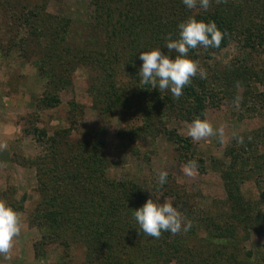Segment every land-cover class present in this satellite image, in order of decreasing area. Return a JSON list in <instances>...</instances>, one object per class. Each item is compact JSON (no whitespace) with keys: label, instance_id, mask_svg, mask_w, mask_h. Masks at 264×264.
Returning <instances> with one entry per match:
<instances>
[{"label":"trees","instance_id":"obj_1","mask_svg":"<svg viewBox=\"0 0 264 264\" xmlns=\"http://www.w3.org/2000/svg\"><path fill=\"white\" fill-rule=\"evenodd\" d=\"M247 1L211 0L207 12H192L182 0H89L93 9L90 38L82 46H73L72 19L49 13V0H0L7 36L0 47L25 61L33 58L38 76L45 80L37 110L59 106V92L72 85L74 69L86 67L91 76L93 109L100 116H115L124 122L126 128L119 135L125 133L131 140L165 137L180 162L187 164L195 159L203 171L205 159L196 153L191 140L170 130L167 124L204 119L209 99L220 92L224 97L233 96L236 85L244 86L246 77L255 76V71H236L233 79L227 73L220 88L217 74L206 79L197 74L177 99L170 90L160 93L150 86L145 88L139 77V56L155 48L167 54L164 46L169 37L178 39V24L193 16L214 21L225 34L219 48L191 50L193 60L210 59L233 40L239 41L242 50L264 52V25L260 24L264 0ZM243 2L253 12L250 24H242ZM256 17L259 19L254 20ZM262 88L255 92L257 103L264 101ZM80 110L71 103V117L77 119ZM38 122V113L30 114L23 133L46 147L44 154L13 156L17 165L35 173L38 199L28 217L29 224L41 232V239L34 245L35 256L45 258L47 248L55 246L65 258L74 248H81L84 257L80 264H264L259 261L264 250L246 248L253 236L264 238V151L258 150L259 143H233L225 147L220 161H211V168L220 172L225 198L203 205L201 195L187 191L170 174L162 189L157 186L158 174H152L145 185L133 179L110 178L111 159L105 155L104 141L98 135L73 141L72 129L77 122L71 121L70 127L59 128L49 136L45 129L38 128ZM252 181L259 193L248 199L243 186ZM145 186L153 195L163 193L162 197L172 199L192 223L187 233L164 232L156 239L139 231L132 211L148 200ZM16 191V187H9L0 193V199L23 213L28 195L17 197ZM62 260L58 263L65 264Z\"/></svg>","mask_w":264,"mask_h":264},{"label":"rangeland","instance_id":"obj_2","mask_svg":"<svg viewBox=\"0 0 264 264\" xmlns=\"http://www.w3.org/2000/svg\"><path fill=\"white\" fill-rule=\"evenodd\" d=\"M246 2L242 4L244 13L242 24L253 22L250 19L253 12H249ZM47 11L72 19L70 42L73 46H82V43L90 38L89 24L93 23L91 19L93 9L89 0H49ZM191 11L198 12L203 9L197 6ZM258 19L259 17H256L254 20ZM260 24L264 25V16ZM4 28L5 22L0 15V41L5 43L7 36ZM240 46L239 41L233 40L210 59L203 58L198 61L200 67L206 69L207 77L211 78L215 74L220 77L219 88L225 83L224 77L227 73L231 75V79L235 77L236 71L245 68L256 73L255 76L249 74L246 77L244 86L236 85L233 96L224 97L220 92L216 98L207 101L204 119L218 130L217 134L195 142L187 134L190 124L188 121L173 120L167 124L170 130L189 138L196 148V153L205 159L207 165L204 166L205 170L197 168L195 174L191 176L183 172L182 165L185 164L180 162L178 153L167 138L160 136L151 139L141 136L131 140L125 133L118 134L122 128H126V125L122 124L124 122H120L115 116H100L93 109L89 93L91 76L86 67L78 66L74 69L71 75L72 85L59 92V106L40 111L35 105L45 89V80L38 76L33 58L31 61H25L19 58L17 53L12 51L6 53L5 49L0 47V193L9 187H16L17 197L24 193L28 195V200L24 204L25 210L20 213L22 217L20 236L9 254L10 258L0 256V264H59L58 260L62 258L66 260L65 264H80L84 257L83 250L77 247L68 258H65L61 249L55 246L47 248L45 258L35 256L34 245L41 239V232L28 222L29 211L38 199L35 191V173L32 169L17 165L13 160V156L20 155L31 158L41 156L46 150V147L35 142L32 135L26 137L23 133V129L28 128L29 115L35 112L38 113V128L45 129L49 136L59 128L70 127L71 121L77 122L72 129L73 141L98 135L104 141L105 155L111 159L112 166L108 171L110 178L133 179L145 185L149 183L152 174L167 171L187 191L201 195L203 197L201 204L208 205L212 200H223L225 191L220 172L211 168V161H220L225 147L233 143L244 145L259 143L258 150L264 151V101L257 103L258 98L254 96L255 92L264 86V52L256 53L249 48L242 50ZM196 49L204 50L202 46ZM71 103L81 107L77 119L71 117ZM254 104L255 110L252 109ZM221 129L222 134L219 131ZM145 188L148 199L155 200V196H159L153 195L150 187ZM243 192L248 199L256 198L259 193L253 181L243 186ZM169 200L173 203L172 199ZM160 202H164V197H161ZM262 244H264L262 236L259 238L253 236L246 244V248L262 251L264 247H259ZM259 261L264 262V255Z\"/></svg>","mask_w":264,"mask_h":264},{"label":"clouds","instance_id":"obj_3","mask_svg":"<svg viewBox=\"0 0 264 264\" xmlns=\"http://www.w3.org/2000/svg\"><path fill=\"white\" fill-rule=\"evenodd\" d=\"M184 6L195 9L197 6L205 12L210 7L211 0H182ZM179 38L176 40L169 37V42L162 48L142 51L139 59L142 66L139 69L141 83L159 92L170 90L172 95L179 99L183 90L189 86L192 79L199 74L201 79L207 78V71L200 67L199 62L190 58L191 50L199 46L203 48H219L225 34L218 28L214 21L197 20L194 16L178 24ZM170 53H176L175 56ZM217 129L207 119H194L189 125L187 134L195 142H199L217 134ZM222 134V129L219 130ZM198 168V162L193 159L182 165V170L187 175H194ZM168 172L160 171L157 177V186L163 188L168 180ZM163 196L149 198L139 209L132 211L133 217L139 226V231L159 239L164 232L177 235L181 232L187 233L191 227V221H187L178 206H174L168 197L164 202ZM22 217L5 200L0 199V256L10 258L9 254L15 246L16 239L20 236Z\"/></svg>","mask_w":264,"mask_h":264}]
</instances>
